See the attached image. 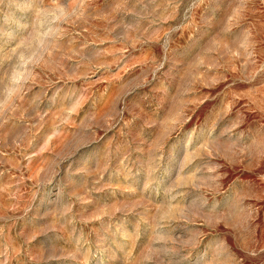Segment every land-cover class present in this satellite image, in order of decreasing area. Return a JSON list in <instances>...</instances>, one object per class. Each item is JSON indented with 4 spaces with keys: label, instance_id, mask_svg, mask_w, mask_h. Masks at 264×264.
I'll use <instances>...</instances> for the list:
<instances>
[{
    "label": "rangeland",
    "instance_id": "obj_1",
    "mask_svg": "<svg viewBox=\"0 0 264 264\" xmlns=\"http://www.w3.org/2000/svg\"><path fill=\"white\" fill-rule=\"evenodd\" d=\"M0 264H264V0H0Z\"/></svg>",
    "mask_w": 264,
    "mask_h": 264
}]
</instances>
